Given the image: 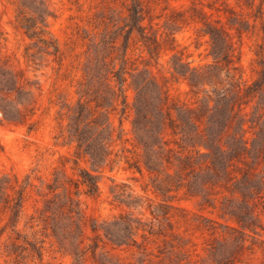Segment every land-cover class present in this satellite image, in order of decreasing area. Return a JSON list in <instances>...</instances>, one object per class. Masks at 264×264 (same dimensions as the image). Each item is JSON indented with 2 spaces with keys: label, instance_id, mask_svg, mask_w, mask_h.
<instances>
[{
  "label": "trees",
  "instance_id": "obj_1",
  "mask_svg": "<svg viewBox=\"0 0 264 264\" xmlns=\"http://www.w3.org/2000/svg\"><path fill=\"white\" fill-rule=\"evenodd\" d=\"M233 1L234 6L228 0H189L187 9L168 16L164 30L153 26L149 0H124L123 24L114 29L101 20L103 28L94 43V90L89 92L91 77L86 72V85L68 109L58 136L72 144L74 163L83 158L90 169L79 168L75 177L63 168L56 170L40 210L45 236L73 257L74 264H85L88 258L94 264H240L261 244L257 235L264 226V48L255 51L256 76L246 80L239 43L257 26L264 36L263 0L250 16L235 6L253 10L254 0ZM15 5L12 26L30 40L23 52L26 65L38 69L41 62H52L59 68L63 52L48 30L52 13L47 0H17ZM189 21L199 24L197 36L206 37V63L188 60L184 46L177 49L174 33ZM134 48L145 52L146 57L139 54L141 68L132 58ZM163 52H171V80L185 82L190 101L170 97L168 80L150 69V61L157 64ZM39 86L38 79H31L25 68L11 66L0 53V120L27 124L32 130L35 122L28 120L35 113L34 88ZM128 112L130 137L121 127ZM111 113L119 114L117 127ZM116 144L120 148L115 149ZM120 163L124 170L147 175L145 194L109 177L110 203L120 210L110 220L91 219L92 236L85 244L87 220L78 196L81 190L98 196L104 168L113 170ZM29 184L28 176L0 174V219L7 215L6 224H17ZM147 190L158 199L152 200ZM181 198L194 199L199 212L188 217L185 208L173 204ZM142 207L149 216L131 210ZM175 215L187 225L183 230ZM37 232L33 229L32 238L21 244L15 237L10 253L41 259L44 238ZM196 232L202 235L200 247ZM107 245L129 251L133 260L122 262Z\"/></svg>",
  "mask_w": 264,
  "mask_h": 264
},
{
  "label": "rangeland",
  "instance_id": "obj_2",
  "mask_svg": "<svg viewBox=\"0 0 264 264\" xmlns=\"http://www.w3.org/2000/svg\"><path fill=\"white\" fill-rule=\"evenodd\" d=\"M206 1L203 0L204 3ZM228 1L231 5H235L233 0ZM261 1L254 0L253 10L240 9L237 6L235 9L242 11L245 16H250ZM16 2L17 0H0V53L8 59L11 66L25 68L31 79H38L40 86L34 88L35 113L28 120L35 122L32 130H28L27 124H13L0 120V174L14 173L20 179L28 176L30 182L26 188L21 216L15 227L6 224L7 215H1L0 231L5 227L0 233V264H74L73 257L59 249L51 237L45 236L40 214L44 204L43 194L47 191L46 184L52 180L56 170L63 168L68 175L75 177L79 168L90 169L89 163L83 158L79 159L77 164L74 163L72 144L66 143L64 138L58 136L68 120V109L78 100L80 89L85 87L86 84L83 83L87 81V77H91L87 84L89 92L94 90V43L99 39V33L103 28L101 20L108 22L110 29L123 24V17L126 15L125 2L124 0H47L48 9L52 13L47 17L48 30L57 38L63 52V60L59 68L56 63L49 62L46 65L45 62H41L38 69H34L33 65H26L23 52L30 40L12 26ZM149 4L154 17L153 26L164 30L168 16L187 9L190 2L189 0H149ZM262 9L264 20V0ZM205 10L208 8L205 7ZM179 25L174 33L179 44L177 49L186 47V52L190 54L188 60H193L194 63L203 64L210 61V57L206 56L208 49L206 37H199L196 33L199 24L189 21ZM258 27L254 33L243 34L239 43L240 64L246 80L256 76L255 51L261 46L264 48L263 32ZM234 39L237 40L236 37ZM139 54L146 57L145 52L140 53L139 48L131 51L132 58H135L136 64L141 68L143 63L140 62ZM170 56L171 52H163L157 64L151 60L149 67L158 77L168 80L170 97L190 101V95L185 93L187 90L185 82L171 80ZM126 94L127 101L131 102L132 91L128 89ZM110 117L113 125L117 127L119 114L111 113ZM129 119L130 114L121 118V127L126 137H130ZM127 145L130 146L129 143ZM118 148L120 144H116L115 149ZM123 165V163L115 165L113 170L104 168V176L99 179L98 196L87 195L82 190L78 196L80 207L87 220L85 232L88 238L85 239V244L90 243L89 237L92 236L89 228L91 219H97L98 223L110 220L120 210L110 203L112 197L109 186L112 182L109 177L115 178L118 182L129 183L137 194H145L142 187L149 182L147 175L141 176L137 172L124 170ZM146 194L152 200L158 199L149 190ZM173 204L185 208L189 212L188 217L199 212L194 199L181 198L173 200ZM131 210L134 214L149 216V211L145 207ZM203 213L208 215L207 212ZM211 216L214 217L212 214ZM174 218L178 220L179 230L187 226L179 216L175 215ZM33 229L38 230L37 237L44 238L42 258L36 256L20 258L10 253L11 243L16 241L15 237H18L16 242L21 244L24 238H32ZM195 236H198L196 241L200 247L202 235L196 232ZM257 237L262 240L261 244L255 246L252 252H248L244 262L240 264H264V226L259 230ZM106 249L118 256L122 262L133 260L129 251L112 250L109 245ZM85 264H94V261L88 258Z\"/></svg>",
  "mask_w": 264,
  "mask_h": 264
}]
</instances>
